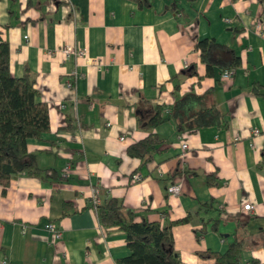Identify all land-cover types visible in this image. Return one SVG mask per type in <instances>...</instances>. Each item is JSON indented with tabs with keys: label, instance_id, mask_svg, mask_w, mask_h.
<instances>
[{
	"label": "crops",
	"instance_id": "crops-1",
	"mask_svg": "<svg viewBox=\"0 0 264 264\" xmlns=\"http://www.w3.org/2000/svg\"><path fill=\"white\" fill-rule=\"evenodd\" d=\"M0 35L12 73L29 68L50 113V130L27 140L49 177L21 172L5 193L0 184V264H121L127 234L101 223L95 188L137 220L191 215L173 226L184 264L208 261L198 251L225 252L236 239L245 261L264 260V0H0ZM205 37L242 59L227 83L220 64L208 73L201 59L195 42ZM191 63L197 73L184 72ZM191 92L200 98L187 107L218 106L229 127L195 130L188 121L179 130L172 115L142 126L153 105L172 107ZM151 132L166 148L142 165L128 146ZM137 171L143 178L133 180Z\"/></svg>",
	"mask_w": 264,
	"mask_h": 264
},
{
	"label": "trees",
	"instance_id": "trees-1",
	"mask_svg": "<svg viewBox=\"0 0 264 264\" xmlns=\"http://www.w3.org/2000/svg\"><path fill=\"white\" fill-rule=\"evenodd\" d=\"M10 1L13 4L16 0ZM172 7L174 8V4ZM195 46L200 50L202 61L208 66V73H212L215 63L224 69L237 68L242 64L241 57L233 48L213 37L197 39ZM184 72L197 73L196 64L191 63ZM35 82L29 68H26L24 75L20 77L12 73L10 42L0 35V184L4 193L7 192L12 179L21 172L42 178L49 177L48 170L39 164L36 155L29 152L27 146L28 138H40L50 130L49 105L39 99L41 92ZM258 86V82H253L257 93ZM194 97L197 99L200 95L191 92L179 98L172 107L156 103L147 118L140 117L142 126H156L172 115L176 118L179 130H182L188 121L195 130L206 126L229 127L226 113L218 106L205 107L198 111L187 107ZM187 108L189 111L185 113ZM165 141L164 137L151 132L143 139L131 143L128 153L140 157L144 165L153 160L156 153L166 148L162 147ZM213 178L209 176L208 182L213 183ZM211 204L212 201H204L200 207H209ZM95 208L104 226L119 225L127 234L131 253L119 259L121 264H184L175 247L173 226L189 221L191 215L171 220L166 224L147 218L137 220L136 212L116 197L106 198ZM198 253L208 259L201 264H264V260L258 257L249 261L243 259L241 239L231 242L225 252L206 249ZM210 259L212 261H209Z\"/></svg>",
	"mask_w": 264,
	"mask_h": 264
},
{
	"label": "built area",
	"instance_id": "built-area-1",
	"mask_svg": "<svg viewBox=\"0 0 264 264\" xmlns=\"http://www.w3.org/2000/svg\"><path fill=\"white\" fill-rule=\"evenodd\" d=\"M65 52L67 53H78L80 55H86V50L83 49V48H79V49H76L74 46L72 45H68L65 50ZM235 72H236V69L235 68H228V69H225L223 72H222V75H221V81H223L224 83H227L228 81H230L233 76L235 75ZM70 84H72V82H70ZM121 138L123 139L124 136H121ZM189 143L187 141H183L182 142V147H183V153H182V156L185 157V151L189 148ZM143 178V175L142 173H140L139 171L135 172L134 175H133V180H140ZM180 184H172L170 185L169 189L170 191L172 192H178L180 191ZM101 196H100V192L97 188H95L92 192V198H91V202L92 204L94 205V207L96 205H99L101 203ZM244 208L246 210H251L253 208V204L248 201V202H245L244 203ZM96 209V208H95ZM46 227L55 232L57 236H60L61 235V232L60 230L58 229V227L52 223V222H48L46 224ZM6 262V261H4Z\"/></svg>",
	"mask_w": 264,
	"mask_h": 264
}]
</instances>
